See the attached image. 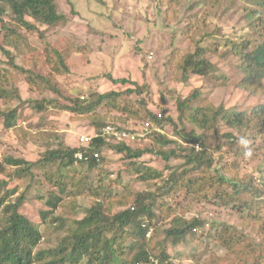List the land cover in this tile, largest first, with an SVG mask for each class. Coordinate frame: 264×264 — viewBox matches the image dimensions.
Returning a JSON list of instances; mask_svg holds the SVG:
<instances>
[{"label": "rangeland", "instance_id": "374dc122", "mask_svg": "<svg viewBox=\"0 0 264 264\" xmlns=\"http://www.w3.org/2000/svg\"><path fill=\"white\" fill-rule=\"evenodd\" d=\"M209 1L185 0L170 5L171 9L167 11L169 7L166 4L167 0H103V3L97 0H57L60 11L67 19L66 22L52 28L39 25V31L35 33L21 30L31 50L27 51L28 55L18 60V64L29 69L30 58L43 63V59L37 57L46 51L48 44H56L60 48L68 47L69 74L53 75L55 82L67 96L83 100L94 93L105 94L110 91L134 89L135 86L131 84H137L149 103V109L154 114L173 121L162 127L154 122L150 123L153 127L151 129L168 140L183 145L178 133L183 128L189 132L193 126L185 119L183 122L179 120L178 100L187 98L194 90H200L203 101L192 104L189 114L194 113L199 106L204 108L223 106L228 112L249 114L257 106H264V91L255 95L239 88L238 84L244 75L237 68V60L228 54L222 56L229 48L224 46V38L232 39L245 33L251 42L254 41L244 15L249 10L258 9L256 2L222 0L221 5L213 6ZM226 5H231L229 11L224 10ZM11 19L8 11L4 20L10 23ZM27 20L32 21L30 18ZM205 34L210 36L203 38ZM202 40L204 41L201 42ZM198 44L217 49V53L207 54L214 69L209 76H193L189 83L184 84L181 81L178 63L185 55L195 53ZM6 62L5 56H2L0 70L8 68ZM108 75L115 79L128 80L131 84L115 85L109 80ZM24 79L18 85L25 101L19 112L20 130L6 129L4 120L0 117L1 160L10 155L27 161H37L47 150H56L61 146L78 148L81 136L94 134L88 120L75 119L65 111L50 110L39 117L32 108V104L37 100L58 99L63 105L68 103L51 92L41 93L30 88ZM137 99L136 95L131 97L133 101ZM2 108L4 106L0 100V109ZM105 114L107 111L103 106L99 109L98 115ZM114 117L122 116L113 113L110 120ZM117 124L116 128H122L120 130L137 136L134 140L126 139L131 148L147 151L139 162L145 168L158 171L163 176L150 183L144 182L140 177L142 173L139 175L127 172L128 161L123 154L112 149L103 151V161L97 169L88 170L76 164V167L64 171L68 176L67 193L63 196L65 206L58 211L67 218V227L83 219L84 210L91 208L96 202L95 198L90 197L89 188L93 191L103 186L106 191L119 193L128 189L134 193H141L146 192L149 187L159 188L170 176L186 170L188 173L185 182L194 181V184L200 182L202 167L195 169L186 165L183 159L166 161L157 154L160 149L165 152L174 150L176 145H162L150 137L149 133L152 131L149 130L150 124L136 120H128L127 123L118 121ZM220 133V136L230 133L224 123L221 124ZM210 134L212 136L210 146L218 148L213 150L215 160L213 175H217V170L220 169L223 176L233 177L226 171L230 169L236 171L240 178L254 180L264 192V130L257 135H248L243 139L245 143H241L240 138H235L234 149L226 144V139H222L221 146V142L216 141L218 138L216 134L212 135L213 132ZM196 145L198 144L187 146L195 149ZM197 152H205V149L200 146ZM50 168L53 172L57 171L56 167ZM33 175L27 174L24 179L16 180L10 187L19 186L20 194L26 192L29 202L23 205L21 213L39 224L44 235L40 247H47L55 244L57 233L51 225L42 223L40 211L46 208L45 199L39 200L36 196L40 194L39 196L45 197L49 191H58L52 183L45 180L38 168L33 169ZM216 190L214 189L210 197L197 196L192 190L178 194L176 199L167 198V205L173 209L171 216L167 218H162L163 211L156 209L160 219L155 222L159 226V236L154 238L155 242L164 240L165 229L171 227L175 215L182 216L187 221L197 217L206 221L195 240L167 247V253L175 264H211L214 259L225 258L229 253V247L224 249L218 243L227 228H233L237 236L244 235L247 239L245 245L261 243L262 238L259 234L261 223L258 222H262L260 219L264 214V197L257 199L259 214L253 217L244 207L247 206L246 202L251 203V196L242 203L236 200L226 203L220 198V194L217 195ZM155 234L154 229L148 238L154 237ZM128 258L129 251L122 262H126Z\"/></svg>", "mask_w": 264, "mask_h": 264}, {"label": "trees", "instance_id": "16d2710c", "mask_svg": "<svg viewBox=\"0 0 264 264\" xmlns=\"http://www.w3.org/2000/svg\"><path fill=\"white\" fill-rule=\"evenodd\" d=\"M97 1L103 3V0ZM183 1L185 0H167L166 4L169 5L167 11L171 9L170 5ZM222 2V0H210L209 4L215 6L221 5ZM254 2L258 9L249 10L244 15L254 41L251 42L245 33L232 39L224 38V46L229 48L226 53H222V56L228 54L237 60V68L244 75L238 87L259 95L264 91V0H254ZM230 7L231 5H226L224 10L229 11ZM8 11L12 18L10 23L4 20ZM66 20L57 0H0V59L5 56L8 66L7 69L0 70V100L4 106L0 109V117L4 120L5 128L20 130L19 112L25 101L18 85L25 78L30 88L41 93L51 92L68 103L63 105L58 99L37 100L32 104V108L39 117L50 110L65 111L75 119L88 120L94 129L93 133L98 135L92 139L87 148L61 146L59 149L43 152L37 161H27L10 155L5 156L3 160L0 158V264H118V262L175 264L167 253V247L171 244L178 246L187 243L188 240H195L206 221L198 217L187 221L182 216L175 215L171 227L165 229L164 240L155 242L154 238L159 236V226L155 222L160 219L156 209L163 211L162 218L171 216L173 209L167 205L166 199H176L178 194L186 191L193 190L197 196L210 197L214 189H217V195L220 194V198L226 203L235 200L242 203L251 196V203L246 202L247 206L244 207L250 215L257 217L259 210L256 201L264 197V192L254 180L240 178L236 171L226 169L233 176L230 178L227 175L223 176L220 169L217 170V175H213L212 168L215 162L213 150L218 148L211 147L209 141L212 139L210 132H213L212 135L216 134L218 137L216 141L221 142V146L222 139H226V144L234 149L235 138L244 139L250 134H259L264 130V106H257L250 114L228 112L223 106L220 108L199 106L194 113L189 114L192 104L203 101L200 90H194L187 98L178 100L179 120L181 122L187 120L193 129L186 132L183 128L178 133L184 146L170 141L159 132H154L150 123L154 122L162 127L173 121L154 114L149 109V103L142 95L139 86L129 83L128 80L115 79L108 75L113 84H131L135 86L134 89L110 91L105 94L94 93L83 100L67 96L55 82L53 75L69 74L68 47L60 48L56 44H48L46 51L37 57L42 58L43 63L30 58L29 69L18 64V60L28 55L27 51L31 50L21 30L35 33L39 31V25L52 28ZM208 36L210 35L205 34L203 38ZM208 52L217 53V49L198 44L195 53L185 55L178 63L181 81L184 84L189 83L193 76H209L214 65L207 57ZM133 95L137 96V101L131 100ZM17 103L19 105H16ZM103 106L107 114L99 116L98 111ZM113 113L122 117H114L110 120ZM128 120L150 124L149 130H152L149 133L150 137L162 145H176L174 150L165 152L160 149L157 152L166 161L183 159L186 165L195 169L202 167L203 173L199 184H194V181L185 182L188 173L186 170L173 174L159 188L149 187L146 192L141 193H134L128 189L119 193L106 191L103 186L93 191L89 188L90 197L95 198L96 202L91 208L84 210L83 219L67 227V218L58 211L65 206L63 196L67 193L68 176L64 171L76 167V164L88 170L97 169L103 161V151L112 149L123 154L128 161L127 172L142 173L140 177L144 182L150 183L163 176L158 171L145 168L139 162L147 154L146 150L131 148L127 140L116 141L112 136H102L104 128L113 125L116 127L118 121L127 123ZM223 123L230 133L220 136ZM21 132L23 133V130ZM24 135L28 137L27 134ZM195 143L204 148L205 152L188 148L187 145ZM78 152H84L90 159L87 162L76 163L75 154ZM96 153L99 154V158L95 157ZM50 167H56L57 171L53 172ZM35 168H38L45 180L52 183L58 191H49L45 197L39 196L40 194L36 196V199H45L46 208L40 211L42 223L51 225L57 233L55 244L47 247H40L44 235L39 224L21 213L23 205L29 202L26 192L20 194L19 186L10 187L16 180L24 179L27 174L34 176ZM167 168L170 169L169 166ZM261 220L262 222H258L261 223L259 229L261 243L245 245L247 239L244 235L237 236L233 228H227V231H231L219 236L218 244L224 249L228 246L229 253L225 258L213 261L217 264L219 262L220 264H264V214ZM154 229L155 236L148 238V234ZM130 240L132 242L129 243ZM127 251L129 258L126 262H122ZM213 261L211 264H215Z\"/></svg>", "mask_w": 264, "mask_h": 264}, {"label": "built area", "instance_id": "2783aa9c", "mask_svg": "<svg viewBox=\"0 0 264 264\" xmlns=\"http://www.w3.org/2000/svg\"><path fill=\"white\" fill-rule=\"evenodd\" d=\"M102 136H112V137H114V139L116 141H123V140H126L127 138H132L134 140L137 137L135 134L133 135V134H131L125 130H120V129H118L116 127H112V126H108V127L104 128V130L102 132ZM96 137H98L97 134L81 136V138L79 140L80 146L87 148L90 145V143L92 142V139L96 138ZM194 147L197 151L200 150L199 145H196ZM95 157L99 158V154L96 153ZM75 159H76V163H79V162H87L90 158L88 156H86L84 152H78L75 154ZM148 237H150V233L148 234Z\"/></svg>", "mask_w": 264, "mask_h": 264}, {"label": "clouds", "instance_id": "9594fccd", "mask_svg": "<svg viewBox=\"0 0 264 264\" xmlns=\"http://www.w3.org/2000/svg\"><path fill=\"white\" fill-rule=\"evenodd\" d=\"M241 143H245V141L243 139H241ZM249 155H250V153H249Z\"/></svg>", "mask_w": 264, "mask_h": 264}]
</instances>
